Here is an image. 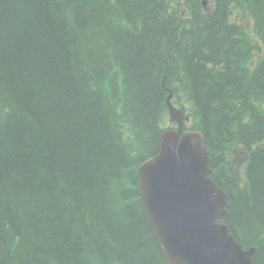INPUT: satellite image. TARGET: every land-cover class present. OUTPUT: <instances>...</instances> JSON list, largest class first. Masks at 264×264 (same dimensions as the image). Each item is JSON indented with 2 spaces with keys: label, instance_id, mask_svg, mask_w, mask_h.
Wrapping results in <instances>:
<instances>
[{
  "label": "trees",
  "instance_id": "1",
  "mask_svg": "<svg viewBox=\"0 0 264 264\" xmlns=\"http://www.w3.org/2000/svg\"><path fill=\"white\" fill-rule=\"evenodd\" d=\"M208 1L0 0V264H167L136 170L171 92L264 264V0Z\"/></svg>",
  "mask_w": 264,
  "mask_h": 264
},
{
  "label": "water",
  "instance_id": "2",
  "mask_svg": "<svg viewBox=\"0 0 264 264\" xmlns=\"http://www.w3.org/2000/svg\"><path fill=\"white\" fill-rule=\"evenodd\" d=\"M167 100L170 121L179 128L163 131L160 152L136 170L148 224L166 262L253 264L255 249L244 250L228 230L229 202L211 178L204 134L183 132L184 114Z\"/></svg>",
  "mask_w": 264,
  "mask_h": 264
},
{
  "label": "rangeland",
  "instance_id": "3",
  "mask_svg": "<svg viewBox=\"0 0 264 264\" xmlns=\"http://www.w3.org/2000/svg\"><path fill=\"white\" fill-rule=\"evenodd\" d=\"M233 21L237 24L243 25L246 29L247 34L249 35L250 39L253 41L255 47L258 49L255 50V55L253 60L258 61L261 58L264 57V48L262 46L261 41L258 39L256 36L254 29H253V24L252 20L250 17L244 16L243 13L239 10H235L233 14Z\"/></svg>",
  "mask_w": 264,
  "mask_h": 264
},
{
  "label": "flooded vegetation",
  "instance_id": "4",
  "mask_svg": "<svg viewBox=\"0 0 264 264\" xmlns=\"http://www.w3.org/2000/svg\"><path fill=\"white\" fill-rule=\"evenodd\" d=\"M254 257V256H253ZM253 264H255L254 260H253Z\"/></svg>",
  "mask_w": 264,
  "mask_h": 264
}]
</instances>
